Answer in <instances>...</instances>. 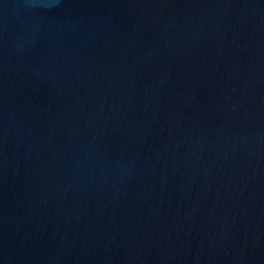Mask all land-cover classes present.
Listing matches in <instances>:
<instances>
[{
	"label": "water",
	"instance_id": "water-1",
	"mask_svg": "<svg viewBox=\"0 0 264 264\" xmlns=\"http://www.w3.org/2000/svg\"><path fill=\"white\" fill-rule=\"evenodd\" d=\"M0 264H264V0H0Z\"/></svg>",
	"mask_w": 264,
	"mask_h": 264
}]
</instances>
